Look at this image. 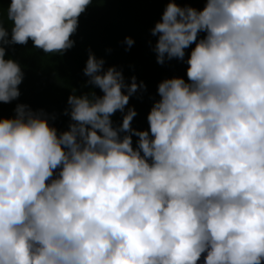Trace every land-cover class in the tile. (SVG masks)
<instances>
[{
  "label": "clouds",
  "instance_id": "1",
  "mask_svg": "<svg viewBox=\"0 0 264 264\" xmlns=\"http://www.w3.org/2000/svg\"><path fill=\"white\" fill-rule=\"evenodd\" d=\"M91 3L10 0L0 102L18 98L23 80L4 45L31 39L63 53ZM151 32L158 64L195 46L187 82L158 84L148 130L131 128L133 108L112 126L144 85L91 53L83 72L103 95H70L68 130L23 104L0 118V264L264 262V0H204L202 10L169 0Z\"/></svg>",
  "mask_w": 264,
  "mask_h": 264
},
{
  "label": "trees",
  "instance_id": "2",
  "mask_svg": "<svg viewBox=\"0 0 264 264\" xmlns=\"http://www.w3.org/2000/svg\"><path fill=\"white\" fill-rule=\"evenodd\" d=\"M169 0H93L78 18L77 30L70 39L73 47L59 54H45L34 47L31 39L26 44L4 45L5 59L17 62L23 72V80L18 86L19 97L10 103L0 102V118H13L18 104L27 105L34 112H42L51 127L57 133L68 130L72 123L67 103L70 95L95 93L102 91L88 83L84 75L89 53L97 59H103V68L115 67L121 71L126 84L136 78L139 88L129 98L124 112L117 111L110 117L112 126L119 128L123 115L129 108L137 115L131 122V128L146 131L149 128L147 115L155 101L160 99L157 86L165 79L181 77L187 82L186 61L191 49H185L183 60L167 59L163 64L156 62L154 47L158 39L151 29L161 20ZM180 7H192L202 10L204 0H172ZM10 0H0V18L11 34V22L7 20V8ZM205 33H200L198 39ZM125 37L134 41L131 47L125 44ZM127 94L126 90H123ZM130 133L120 132L121 138ZM132 147H138V137L132 135ZM142 154V153H141Z\"/></svg>",
  "mask_w": 264,
  "mask_h": 264
},
{
  "label": "water",
  "instance_id": "3",
  "mask_svg": "<svg viewBox=\"0 0 264 264\" xmlns=\"http://www.w3.org/2000/svg\"><path fill=\"white\" fill-rule=\"evenodd\" d=\"M197 264H204L203 254L201 256V259L197 262ZM264 264V262H262Z\"/></svg>",
  "mask_w": 264,
  "mask_h": 264
},
{
  "label": "rangeland",
  "instance_id": "4",
  "mask_svg": "<svg viewBox=\"0 0 264 264\" xmlns=\"http://www.w3.org/2000/svg\"><path fill=\"white\" fill-rule=\"evenodd\" d=\"M57 173H58V170H57ZM57 173H56V174H57Z\"/></svg>",
  "mask_w": 264,
  "mask_h": 264
},
{
  "label": "bare ground",
  "instance_id": "5",
  "mask_svg": "<svg viewBox=\"0 0 264 264\" xmlns=\"http://www.w3.org/2000/svg\"><path fill=\"white\" fill-rule=\"evenodd\" d=\"M58 174V173H57Z\"/></svg>",
  "mask_w": 264,
  "mask_h": 264
}]
</instances>
